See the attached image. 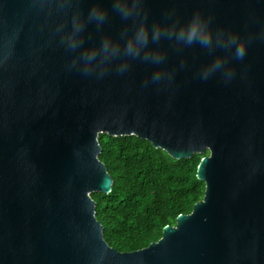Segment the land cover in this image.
<instances>
[{"label": "water", "instance_id": "95a60500", "mask_svg": "<svg viewBox=\"0 0 264 264\" xmlns=\"http://www.w3.org/2000/svg\"><path fill=\"white\" fill-rule=\"evenodd\" d=\"M36 2L0 0V264H93L100 248L105 264H264V38L229 58L227 84L195 78L209 57L184 49L187 69L158 91L141 87L152 68L139 62L103 80L66 71ZM171 7L181 19L200 9L214 27L264 34V0H148L149 19ZM120 26L110 13L101 33L89 32ZM177 61L170 52L169 67ZM102 134L134 136L175 160L208 152L196 171L202 200L144 249L110 248L96 220L91 194L112 186Z\"/></svg>", "mask_w": 264, "mask_h": 264}, {"label": "clouds", "instance_id": "9594fccd", "mask_svg": "<svg viewBox=\"0 0 264 264\" xmlns=\"http://www.w3.org/2000/svg\"><path fill=\"white\" fill-rule=\"evenodd\" d=\"M82 3L84 0H37L36 6L51 20L50 39L68 57L65 70L95 80L110 74L124 76L132 62H139L152 68L141 87L164 90L173 85L178 70L188 67L181 57L183 50L196 47L209 59L196 70L195 78L203 82L216 77L227 84L235 76L229 58L242 60L248 43L264 38V34L254 37L214 27V18L200 9L181 19L171 7L159 20H150L148 0H95L86 10L80 7ZM110 13L119 18V30L94 38L89 27L101 33ZM170 52L178 54L174 67L168 64ZM99 251L101 256L93 264H105L107 250Z\"/></svg>", "mask_w": 264, "mask_h": 264}, {"label": "trees", "instance_id": "16d2710c", "mask_svg": "<svg viewBox=\"0 0 264 264\" xmlns=\"http://www.w3.org/2000/svg\"><path fill=\"white\" fill-rule=\"evenodd\" d=\"M99 160L112 178L108 194L94 193L95 217L106 244L119 253L144 249L157 241L163 228L173 226L201 201L205 186L196 178L208 152L186 160L134 136L99 135Z\"/></svg>", "mask_w": 264, "mask_h": 264}]
</instances>
